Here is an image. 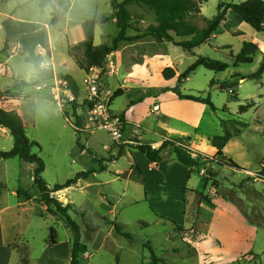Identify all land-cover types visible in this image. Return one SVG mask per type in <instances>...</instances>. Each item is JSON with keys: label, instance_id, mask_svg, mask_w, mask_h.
I'll return each mask as SVG.
<instances>
[{"label": "rangeland", "instance_id": "1", "mask_svg": "<svg viewBox=\"0 0 264 264\" xmlns=\"http://www.w3.org/2000/svg\"><path fill=\"white\" fill-rule=\"evenodd\" d=\"M41 1L0 0V90H13L21 81L32 84L37 79L36 69L25 61L22 52H17L14 39L10 40L9 52L14 55L8 59L2 52L6 36L1 24L10 17L48 27L52 57L41 48L37 52H43L42 62L49 63L46 71L53 73L41 92L37 86H29L25 88L28 97L0 101V108L16 110L22 116L27 136L40 146L34 151L45 163L43 178L50 189L65 184L79 172L98 168L102 165L99 159L106 158L105 170L97 172V177L80 180L65 193L53 194L63 206L71 205L70 216L80 227L85 247L81 264H153L148 247L166 264H264V180L258 178L264 166V74L261 79L250 78L260 69L264 33L256 32L228 11L210 42L192 52L143 37L121 43L99 73L101 91L111 97L112 111L144 128L136 131L148 142L157 141V133L166 135L165 140L180 133L193 139L189 148L196 158L195 149H200L203 139L223 135L226 129L231 131L233 137L223 156H217V149L206 144L198 169L203 175L196 173L193 177L197 186L206 189L187 204L185 221L177 226L160 218L134 184L107 182L129 160L112 167L104 146L115 142L106 132L96 131L87 137L77 135L74 128V112L84 116L86 111V72L69 56V47L87 39L85 22L93 17L109 19L96 26L95 45L112 44L119 28L110 0H66L70 8L57 28L49 26L54 8L47 5L41 9ZM200 1L201 12L192 22L203 28L216 16L220 3L247 0ZM129 10V37L156 25L155 15L148 8L133 5ZM245 41L263 45L252 64H237L232 56L241 52ZM199 56L227 63L229 69L217 73L199 67L179 82V76ZM166 67L176 70L171 81L163 77ZM60 81L62 95L75 97L64 109L56 104L52 92ZM166 88L210 97L216 111L207 104L180 99ZM118 91L124 95L114 100ZM139 98L142 100L136 101ZM155 105L161 107V112H152ZM247 105L252 107L241 112V107ZM7 137H0V150L13 148V137L10 133ZM132 145L121 146L126 150ZM9 167L12 184L19 178V187L39 195L34 185V165L18 158ZM5 202L10 209L0 215V264H70L74 233L63 219L47 214L46 207L38 202L28 206L18 203L11 193L0 199L1 204ZM52 228L57 232V246L51 243Z\"/></svg>", "mask_w": 264, "mask_h": 264}, {"label": "trees", "instance_id": "2", "mask_svg": "<svg viewBox=\"0 0 264 264\" xmlns=\"http://www.w3.org/2000/svg\"><path fill=\"white\" fill-rule=\"evenodd\" d=\"M8 1L10 0H3V2ZM110 3L114 12L115 22L119 28V33L112 44L95 45L96 26L109 22V19L93 17L85 22L87 39L81 44L69 47V56L75 61L76 65L85 72H89L91 67L102 70L105 69L108 57L119 50V45L121 43L135 42L148 36L153 37L157 42L172 43L175 46L192 52L194 49L210 42L221 24L226 20L228 11H233L244 23L249 25L256 32L264 33V0H247L241 3L222 2L218 6V13L216 16L208 20L207 25L203 28L195 26L192 22L195 14L201 12L200 0H124L123 2L119 0H110ZM47 5H51L54 8L49 26L57 28L62 16L69 11L70 6L66 0H42L40 2L41 9H44ZM133 5L146 7L153 12L156 25L149 26L147 31L143 34H139L136 37H129L127 32L132 28V13L129 7ZM1 26L6 36L2 52L6 54L8 58L11 56L12 53H9L11 50L10 40L14 39L15 42L21 46V51L25 55V61L31 64L37 72L38 78L32 84L21 81L13 90H0V101L21 100L22 98L28 97L25 94V88L29 86H38L49 81L53 77L52 72L48 73L41 67L42 56L37 52L38 48L41 47L46 51L48 57H52L48 27L36 22L19 21L11 17L5 19ZM258 52L259 46L256 43L245 41L241 52L232 57L237 64H252L254 62V56ZM199 67H205L217 73H224L229 69L227 63L199 56L185 74L179 76V82L185 77L188 78L191 73L195 72ZM176 74V70L172 67H166L163 71V77L167 81L173 80ZM263 74L264 55L259 71L250 78L261 79ZM214 85L215 84L212 82L211 86ZM166 91L176 93L178 97L183 100L207 104L213 111H216L210 97L202 98L192 94H183L179 88H166ZM122 95H124V93L118 91L114 96V100ZM141 100L142 98H139L136 101ZM251 107V105L241 107V112H246ZM74 114L78 119V124H81L82 117L76 112H74ZM0 127L7 129L14 140V145L11 150H0V160L19 158L35 166L34 185L37 187L39 195L34 196L29 191L20 187L17 190V197L22 200V202L35 200L40 205L46 207L47 214L65 221L67 227L74 233L70 264H81V256L85 253V247L81 242L80 227L70 216L71 205L68 204L63 206L53 194L71 188L78 184L80 180L86 181L90 179L97 171L92 169L86 172H79L65 184H57L53 189H50L48 183L43 178L45 163L34 151L36 148H40V146L36 141L31 140L27 136L26 124L19 112L0 108ZM232 137L231 131L226 129L223 135L208 137L207 142L217 149V156H223L224 149L230 143ZM192 140L193 139L189 136H176L170 140H165L158 149L153 148L149 144H143L137 141L138 144L135 146V149L145 154L150 162L159 164L164 161L161 152L170 146L172 148V153L176 155L177 159L185 166L190 167L191 170H194V168L199 167V161L203 153L198 151L197 157H192L189 148V143ZM78 145H80L79 140ZM219 162L222 164V161ZM99 164H101V161ZM258 176L259 179L264 180V166ZM175 224L178 226L177 223ZM116 230L121 233L120 226L117 225ZM51 243L53 246L58 245L57 232L54 228L51 229ZM148 249L151 252L153 264H166L165 260L157 257L155 251L151 247H148Z\"/></svg>", "mask_w": 264, "mask_h": 264}, {"label": "crops", "instance_id": "3", "mask_svg": "<svg viewBox=\"0 0 264 264\" xmlns=\"http://www.w3.org/2000/svg\"><path fill=\"white\" fill-rule=\"evenodd\" d=\"M257 45L261 46L263 44L258 43ZM17 52H22L21 46L19 44H17ZM13 55L14 54L12 53L8 59H10ZM13 101L19 100H11V102ZM155 106L159 107L156 113L161 112V107L159 105ZM130 123L132 126L129 125V127L126 129L125 140L133 142L131 143L133 144L132 148L128 149L126 146V150H124V147L122 148L121 146L123 144L115 145V143L111 146H104V149L108 153V159L110 160L113 168H116L117 164L121 160L126 158L129 160L127 162V166L116 169L114 171V177H111V179L107 182L123 180L126 184H134L137 189H141L143 191V200L150 204L152 209L156 211L160 218L169 219L177 224H182L185 221L187 204L192 202V199L196 193L203 192L204 189H206V186L204 188L197 186L193 178L195 177L196 173H198L200 176H202L203 173L199 172V167L191 170L190 167H187L181 163L177 159L176 155L172 153L171 148H166L162 151L161 154L166 157L164 161L160 162L159 164L150 162L145 154L135 149V146L138 144L137 141H140L143 144H149L153 148L158 149L165 141L166 135L164 136L163 134L157 133L159 139L155 142H148L144 140L141 134L136 131V129L139 128H141L143 131L145 129L139 127V125H136V123ZM8 134L9 131L7 129L0 127V137L7 139ZM128 134L130 136L129 138L127 137ZM174 134L177 136H185L180 133ZM203 140L204 143L202 142L200 145H198V148L200 149L195 150L205 154V146L208 142L205 139ZM16 159L18 158L11 160H0V199L5 196V194L11 193L12 195L16 196L18 203L27 206L32 203L35 204V200L22 202V200L17 197V190L20 188L19 178L14 184H12V177L10 176L9 167L10 162H15ZM105 159V157L100 158L99 162L101 161L102 165L100 164L101 166L98 168H93V170H96L97 172L104 171L106 167L103 164L106 161ZM93 176L97 177L98 173L94 174ZM13 179H16V177H13ZM66 191L67 189L63 190L62 192L65 193ZM5 204L0 203V215L6 209H10L9 204L6 202ZM110 205L115 207L113 204ZM106 208L108 209V207Z\"/></svg>", "mask_w": 264, "mask_h": 264}, {"label": "built area", "instance_id": "4", "mask_svg": "<svg viewBox=\"0 0 264 264\" xmlns=\"http://www.w3.org/2000/svg\"><path fill=\"white\" fill-rule=\"evenodd\" d=\"M38 52V54L43 56L42 51ZM41 67L46 70L49 67V63L42 62ZM101 70L102 69L96 67H91L89 72H86L83 83L86 88L87 106L84 116H81L82 123L78 124V119L76 117H72L75 122L74 128L76 130V133L77 135H84L88 137L96 131H104L118 145H126L128 143L131 144L133 143L132 141L130 142L125 140V131L128 126L131 125V123L124 119L123 116L112 111L111 97L101 91V84L99 81V73ZM110 73L114 74L115 72ZM46 83H48V81L42 83L41 85H38L37 91L41 92L46 87ZM60 84L62 85L61 81L57 83L56 88L52 89V92L56 104L61 109H64L65 105L75 100V97L67 93L65 95H62L61 89L59 87ZM158 109V106H154L153 112H157Z\"/></svg>", "mask_w": 264, "mask_h": 264}, {"label": "water", "instance_id": "5", "mask_svg": "<svg viewBox=\"0 0 264 264\" xmlns=\"http://www.w3.org/2000/svg\"><path fill=\"white\" fill-rule=\"evenodd\" d=\"M168 148H171V147L169 146ZM171 151H172V148H171ZM161 153H162V152H161ZM161 156L163 157L164 160L166 159V157L163 156L162 154H161Z\"/></svg>", "mask_w": 264, "mask_h": 264}]
</instances>
